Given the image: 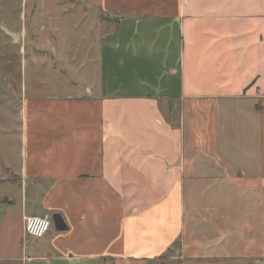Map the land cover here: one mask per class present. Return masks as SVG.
Returning <instances> with one entry per match:
<instances>
[{
  "label": "crops",
  "instance_id": "1",
  "mask_svg": "<svg viewBox=\"0 0 264 264\" xmlns=\"http://www.w3.org/2000/svg\"><path fill=\"white\" fill-rule=\"evenodd\" d=\"M94 1L97 82L31 95L22 76L10 99L22 234L1 187V257L151 264L179 240L195 264H264V0ZM35 206L67 229L24 239Z\"/></svg>",
  "mask_w": 264,
  "mask_h": 264
},
{
  "label": "rangeland",
  "instance_id": "2",
  "mask_svg": "<svg viewBox=\"0 0 264 264\" xmlns=\"http://www.w3.org/2000/svg\"><path fill=\"white\" fill-rule=\"evenodd\" d=\"M96 13L98 7L94 0H0V179H3L0 192L1 187L8 191L3 199L9 200L10 229L14 234L12 237H16L15 243L22 234L17 206L21 200V189L18 188V180L11 181L15 177L12 171L6 170L12 167L16 171L19 159L14 151L18 127L14 115H11L15 102L10 99L13 93L20 92L22 76L25 92L31 95L48 91L66 93L75 87H92L98 80L101 39L108 34L99 25ZM112 23L113 20L101 21L104 27H111ZM24 24L26 31L21 30ZM102 49L104 52V45ZM115 56L122 57V52ZM7 81L13 85L14 92L5 87ZM3 199L0 194V206ZM34 209L38 215H48L52 222L53 212L46 213L37 206ZM10 229L9 226L6 228L5 241L11 236ZM52 229L51 223L49 230ZM24 239L33 237L25 234ZM15 243H10L14 248H9L8 244L2 250L0 264H22L17 257L23 243L17 246ZM173 251L153 264H195L191 259H179L175 254L176 248ZM34 264L47 263L36 261ZM223 264H254V259H228Z\"/></svg>",
  "mask_w": 264,
  "mask_h": 264
},
{
  "label": "built area",
  "instance_id": "3",
  "mask_svg": "<svg viewBox=\"0 0 264 264\" xmlns=\"http://www.w3.org/2000/svg\"><path fill=\"white\" fill-rule=\"evenodd\" d=\"M51 221L48 217L27 216L24 217V232L28 236L41 237L50 228Z\"/></svg>",
  "mask_w": 264,
  "mask_h": 264
},
{
  "label": "water",
  "instance_id": "4",
  "mask_svg": "<svg viewBox=\"0 0 264 264\" xmlns=\"http://www.w3.org/2000/svg\"><path fill=\"white\" fill-rule=\"evenodd\" d=\"M52 226L56 231H64L67 229V225L59 212H55L51 215ZM262 264V263H261Z\"/></svg>",
  "mask_w": 264,
  "mask_h": 264
},
{
  "label": "trees",
  "instance_id": "5",
  "mask_svg": "<svg viewBox=\"0 0 264 264\" xmlns=\"http://www.w3.org/2000/svg\"><path fill=\"white\" fill-rule=\"evenodd\" d=\"M179 246H180L179 240H175V241L172 243V245L167 249V251L164 253V255L160 257V259L164 258V256H165L166 254H168V253H170V252H174V251H173V250H174L173 248H176V250H177V253H175L176 256L180 255V253H179ZM160 259H159V260H160ZM157 260H158V259H157ZM157 260H155V261H157ZM155 261H153V262H155ZM153 262H152L151 264H153Z\"/></svg>",
  "mask_w": 264,
  "mask_h": 264
},
{
  "label": "bare ground",
  "instance_id": "6",
  "mask_svg": "<svg viewBox=\"0 0 264 264\" xmlns=\"http://www.w3.org/2000/svg\"><path fill=\"white\" fill-rule=\"evenodd\" d=\"M26 217H27V216H26ZM38 217H41V216H38ZM44 217H45V216H44ZM46 217H48V216H46ZM51 223H52V222H51ZM49 229H50V228H49ZM49 229H48V230H49ZM47 232H48V231H47ZM47 232H46V233H47ZM46 233H45V234H46ZM45 234H44V235H45ZM41 237H42V236H41Z\"/></svg>",
  "mask_w": 264,
  "mask_h": 264
}]
</instances>
